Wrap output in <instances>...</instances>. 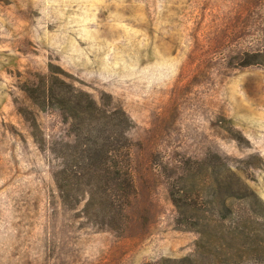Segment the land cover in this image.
<instances>
[{
  "label": "rangeland",
  "instance_id": "rangeland-1",
  "mask_svg": "<svg viewBox=\"0 0 264 264\" xmlns=\"http://www.w3.org/2000/svg\"><path fill=\"white\" fill-rule=\"evenodd\" d=\"M258 50L264 0H0V264H264ZM45 78L131 119L123 231L61 202L51 147L73 128L27 94ZM215 170L243 183L245 204ZM171 184L201 205L188 208L199 228L177 223Z\"/></svg>",
  "mask_w": 264,
  "mask_h": 264
},
{
  "label": "trees",
  "instance_id": "trees-1",
  "mask_svg": "<svg viewBox=\"0 0 264 264\" xmlns=\"http://www.w3.org/2000/svg\"><path fill=\"white\" fill-rule=\"evenodd\" d=\"M256 55H264V50H258ZM27 94L40 106L58 110L73 128L70 140H60L51 147L58 160L52 176L61 202L69 207L83 202L81 213L91 224L100 229L123 231L128 222L126 207L136 192L130 154L132 140L128 135L132 121L127 113L120 107L96 101L89 92L64 80L45 78ZM194 162L193 169L203 165ZM188 170L183 180L187 179ZM213 174L215 187L226 184L238 205L245 204L247 189L241 181L231 183L229 172L222 175L215 170ZM169 196L179 213L180 226L199 228L203 224L204 219L198 213L193 218L188 216V208L193 206L199 211L202 207L188 201L186 188L171 184ZM242 208L238 209L241 212L238 221L246 218Z\"/></svg>",
  "mask_w": 264,
  "mask_h": 264
}]
</instances>
